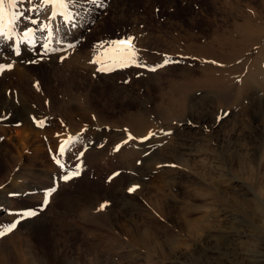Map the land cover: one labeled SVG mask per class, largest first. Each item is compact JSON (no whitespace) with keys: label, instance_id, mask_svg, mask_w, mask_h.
<instances>
[{"label":"rangeland","instance_id":"rangeland-1","mask_svg":"<svg viewBox=\"0 0 264 264\" xmlns=\"http://www.w3.org/2000/svg\"><path fill=\"white\" fill-rule=\"evenodd\" d=\"M96 1L97 2L93 3L94 6L91 7V10L85 11L83 7L82 9L78 8L79 10L78 9L76 10L75 9L76 7L73 9L74 11H78L79 15L77 16L75 21L76 23L75 28L69 25L68 29L73 31L79 29V31L81 30L82 31L78 32L76 41H74V43L72 44L75 45V47H69L66 52L60 51L57 53V55L55 54L51 56H46L43 59V61H40L35 64L26 63V62L22 64V62L16 59L17 57L13 56L11 53V48L13 45L4 44L5 49L0 48V98L2 99L3 97L2 100L10 102L13 97L12 94L13 89L15 88L20 89V92L22 89L21 95L24 97L23 101H20V98L18 97L16 98L17 100L13 99L12 101H15L14 104L16 105V109H19L21 111L22 108L24 107L25 112L24 111L22 112L24 113L25 117H28L27 118L28 122L30 120V125L32 126V128L41 132L39 135L41 137L40 138L41 145L38 154L36 151H34L35 146H27L25 147L26 148L25 150L20 151L18 153L16 151V148L13 146V144L9 142L10 141L9 138L15 133L10 131L11 133L10 134L9 128H13V127L7 125L10 124L9 121L6 122L7 124L0 122V145L2 146L7 145V147L9 148L8 153H10L11 155V161H4L3 159L0 158V203H1L0 231L7 229L12 223L16 222L19 218V213L21 210H26V209L33 210L34 207H37L39 205L41 206L43 205L46 207L47 204L44 205V203L42 204L39 203L38 197H35L33 199V195L37 196L39 192V195L45 196V193H47L48 188L44 184H46L47 182L51 183V185L54 184V181H52L53 175H56L58 178L59 174L60 175L66 174L67 169L76 171L77 165L80 166L79 169L80 175L78 177L73 178L69 182H62L57 180L56 183L55 181L57 185V191L55 193L58 194L59 199H65L70 195L71 196L75 195V193L79 190V188L86 189L90 192L94 191L101 195L105 194L108 190L111 189L112 190L116 189L119 192L120 191L122 192L123 189L127 188L125 190L127 191L125 192L126 196L128 195V197H130L131 195L136 200L138 199V201L143 206H145L147 210L150 211V209L154 207L150 203L151 200L153 199L156 200L157 196L159 195L156 192L150 191L151 193L146 192L145 194H142L143 185L141 183H138L139 181H136L137 184L135 183V181H132L133 183L124 181V183H120L117 185L118 188H115L116 184L115 183L113 184L112 179L115 177V175L118 174V172L119 173L123 172L122 169H124V172L126 171V168L123 166V162L121 161V159L117 158V153L121 148L129 146L128 144L132 141V139L129 140L128 138L129 135L134 138V142L132 143H135L141 147L142 144L148 141V139L145 140L144 138L149 137L150 134H153L155 136L156 134L170 133L172 128L174 129L177 126L179 127V125H177L176 122L162 121L158 117L157 111H155L154 109L148 107L150 110L149 109L145 110L144 107L141 106L140 104L121 105V103L118 102L117 99L114 100V98L113 99L111 98L109 103L107 102V106H105L104 108V106H101V103H99L96 99H92L95 96L97 90L92 88V86L89 88V81L84 80L83 77L78 75L75 77L71 75V70L75 67L77 73H80V71L81 73L83 71L87 72V70L89 71L90 69L88 68V66L91 64L96 69L95 70L96 75H99V73L101 72H98L97 68L108 67L110 65V61L107 60L106 58L111 57V55H114L111 49L114 48L115 46L112 47L111 42L120 40L124 36H130V35L135 36L134 34H136L138 35L137 37H139L140 39L139 42L140 46L138 45V47L140 48L143 44V47L140 48V50L143 52L140 55V58L142 60L140 58L139 59L142 62L146 63L148 66L160 65L163 63L162 60H164L165 58H168L170 61L177 60L179 61V63H169L166 67H164L166 69L168 68L167 70L170 71L173 70V72L175 71L174 73L176 74L174 75L176 77L178 76L177 73L178 72L180 73L179 70L183 67L181 61L183 62V61L191 60L193 62L194 59L187 58V56H185V58H187L185 59L182 58L180 55L179 56L168 55L167 53L162 52V49H165V47L163 46L164 44L161 41L162 40L161 37L162 36L168 37L169 34L170 36H172L177 33L178 34L180 33L179 35H181L182 33L183 35V33L187 31H197L196 33L198 34L200 29L202 30L205 27L211 28L212 31L213 26L208 27L201 24L200 26H197L196 29L194 27H191L190 25L188 26L185 19H188L193 15H197L199 16V18L202 19L214 18V16L219 18L221 17L227 18L229 14L228 10H224L226 9L224 0H174L173 4L166 3V1L168 0H96ZM234 3L236 4L238 3L237 4L238 10L236 9V12L234 11L233 12L234 14H232V16L237 15V17H239L240 14L238 11L244 10L243 11L244 13L246 11L250 15L264 17L263 0H235ZM33 4L38 5L40 9H45L44 8L45 5L43 3H40V0H33ZM77 4L79 5L80 3L77 1ZM7 7L8 6L6 4L5 8L7 9ZM22 7H27V5H24ZM46 10L48 11V9H45V11L42 13L43 16H45L44 13L47 12ZM82 11L84 12L80 13ZM179 19L181 20L180 25L182 24L184 26L175 24L177 23V21H180ZM57 20H58L57 24H60V28H61L60 32L68 30L67 27L63 26V23L60 22L59 18ZM25 27H32V25H26L24 23L19 24L17 26V30L14 35L15 41L23 40V37L21 36V30ZM2 41L3 40L0 39V42ZM59 47L61 48L63 46L58 44L57 47L56 46L50 47L49 44L48 46L49 52H51L53 48H59ZM39 51L42 52L43 49L41 50L40 48ZM142 54L147 55V57L149 56L153 57V59L155 58L154 60L156 61V63L154 62V60L153 62H151L152 60H149V62L152 64H150L147 60L146 62ZM61 57H65L62 62H61ZM157 58L160 60V62L159 60H157ZM34 59H37V57L33 58L32 60ZM50 59L51 60L55 59V65L57 71L58 69H60V71L57 73L56 78H53L54 80L48 81V76L45 74L44 69H46L45 68L46 65L48 67L50 66L51 61L46 62V60H50ZM94 60H99L101 61V63L99 64L92 63V61ZM24 65H26L28 69ZM9 66H11L10 70H8ZM77 67L80 71L77 69ZM139 69L140 68L137 67H128L123 69L116 68L113 71H107L102 73H107L108 75L109 74L112 75L115 78V82H114L115 86H120L121 84L127 85L131 83L132 86L134 85V87L135 86L137 87L141 78H144L143 74L142 75L140 74L138 77V73H140V71L141 73H145V74L147 73L144 72L143 69L140 70ZM159 69L157 71H159ZM256 70H258L257 73L259 74L258 76L257 74H255L256 77H254L253 81L255 80L256 82L254 83V86H256L257 84L256 87H258L260 91L263 88L262 95L264 97V66L261 67V69L259 68ZM64 80L72 82L71 86L67 85V87L71 89L68 94L66 93V89L63 86ZM11 83L21 84L23 87L21 88L20 85L16 86V85H12ZM141 85L143 84H140L139 86ZM162 85L165 87V84ZM14 93L16 94V92ZM87 97L89 98L87 99ZM89 99H91L90 105L88 104ZM104 104H106V102ZM66 105L67 107H69V109L65 107ZM242 112L243 113L245 112V108L242 110ZM131 115L133 118L136 116H138L139 118L147 117V119H150L151 123L155 125L151 128L149 127L148 128L149 133L146 131L143 137L135 136V134L131 133V130L128 129L127 126H125V124L128 123L127 118L128 117L131 118ZM243 116L238 117L239 119L237 118L235 120L237 124L236 126H238L237 129L239 133L250 135L251 140L249 137L241 138V135H237V136L235 135L233 136V139L235 140L236 145L234 144L235 146L234 145L232 147L230 146L231 148L229 147L230 149L227 148V150L226 148L225 149L221 147L219 148V146L216 145V143L213 140L206 143L204 142L205 145L203 147L207 149L208 152L209 151L210 152L209 154L206 155L205 157L206 159L204 160L202 168H200V171L198 170L200 176L199 175L195 176V180L199 179L200 177L205 178L204 180L207 181L208 185L210 184L216 191H218V193L224 198L225 201L226 200L227 202L233 201L235 203L234 205L236 206V210H234L235 213L232 211L228 213L226 216H221V217L219 216V219H217L219 223L216 221L215 222L216 224L215 223L212 224L211 227L212 231L210 232L211 234L210 236L207 235L209 233H204L205 231H207L206 229L204 230V232H202L203 235H200L201 237L199 236L200 238L197 237L198 235L196 236L197 237L196 238L195 236H192L191 234L188 233L186 224L184 228L183 226L184 222L182 223L180 219L176 220L177 218H181L189 222L190 220L194 219L195 217L198 218L199 216H197L196 214H195L196 216L192 214V216L190 217L191 212L189 215L188 214L186 215V212L183 211V209H188L189 207L187 206V204L185 205L186 201L182 199L183 196H184L183 198L186 199L184 192L182 191L172 192L170 191V186H167L168 184L166 183L162 184L160 182L163 177L167 176V173L164 171V173L162 174L163 171H160V169L158 170V166L156 165L157 163H155L156 161L154 159H153L154 161H149V165L147 167L145 168L143 166L140 167V172L141 173L146 172L148 174V178L149 176L151 178L155 177L153 178L154 181L151 180L152 184H156L157 182H159L157 183V186L163 187L164 190L162 192L163 196L162 195L161 196L163 198L168 197L166 201H167L169 213L173 212L172 214H170L171 217L177 216L175 220L178 222L175 223L173 220L166 218L162 214L161 216H159L160 214L158 216L155 215L159 217L158 219L160 220L158 221L159 223L161 222L163 225L167 223L169 225V226L165 225L166 227L169 228L168 231L172 232L173 235L175 234L174 236H177V238H179L178 241H180L179 243H176L174 246L175 248L176 247L178 248L179 246L178 248L179 250L176 248L175 253L170 254L171 255L170 257L169 255L166 256L167 259L163 260L165 261L163 264H169L171 260H173V258L175 260H173L171 264H189L186 261L185 256L181 254V253H185L184 248L186 247V245L184 244L185 243L188 244V242H189L188 245H190L191 247L190 249L194 250V253L199 257L200 261L207 260L206 262L207 264H264V207H263L264 194L263 197L259 195L261 200L263 199L262 200L263 202L262 205L258 207L254 201H250L246 197L247 195L244 196L243 194L238 192V187L242 181L249 182L252 189H255L256 185H254L251 182H253L252 180L257 176L258 177L261 176L260 185L264 191V186H263L264 158L262 157L261 154L263 151L261 152V148L259 147L260 141L258 142L257 140H255L253 138L254 136L251 135L249 131H246V129H244L247 123H250L252 125L251 120L248 121L249 115L246 114V117L245 115ZM3 117L4 115L2 114L1 118L4 119ZM33 117L35 118V121L33 120ZM4 129L5 130L9 129L6 132L8 133L7 136L3 134L4 131L2 130ZM199 129L203 133L209 132V129L205 127H203V129L202 128ZM153 135L151 137H153ZM65 141H69V143L65 145L67 149V153L64 156H61L58 150L60 148L61 143ZM125 141H127V143H125ZM165 142L167 143V141L165 140L159 141L157 147L160 148L162 147L165 149L166 147L165 145H168V143L166 144ZM91 143L93 144V146ZM238 145L240 146V148ZM117 146H120L118 151L116 150ZM234 154L235 156L236 155L238 156L235 158ZM143 155H146V153H144ZM257 156L261 159H259ZM165 157H167L166 153H165ZM212 157L216 159L214 161L215 163H213ZM245 157L247 159H245ZM136 160H135V164L137 163ZM57 161H59V164L57 163ZM138 161L140 162V159ZM256 161L258 164L260 163L259 165L261 167L258 166ZM166 164H169L168 166L170 168H174V169L177 168L176 167L177 164L172 161ZM188 164L190 165V162ZM60 165H64V168L62 169ZM173 165H175V167H173ZM204 166L205 168H203ZM213 166L216 167L213 168ZM142 169L143 171H141ZM8 170L11 171L10 175L8 174ZM159 171L161 172V174ZM204 172L209 175L205 174ZM219 173L227 174L226 175L227 177L232 178L231 181H224V182L221 181L222 180L221 178L224 175L223 176L219 175ZM17 175L19 177H17ZM251 176H253L252 177L253 179L251 178ZM182 178L186 179V177H181L178 180V182L177 180L174 181L176 182V184H178V185L175 184L177 188H179L178 186H183L184 182H187V184L189 183L188 180L185 179L183 180ZM182 180L184 182H182ZM179 181L181 184L179 183ZM226 183H230L232 185H230L229 187V185H227ZM139 184L141 185L140 188L138 187L136 191L132 192L133 194H130L128 189L132 188L133 186H137V185L139 186ZM109 185L112 186L111 189L108 188ZM16 187H21L22 189H25V192H22L23 194L22 197L21 195L19 196L11 195L13 193H18L17 192L18 190L16 191ZM167 187H169L168 191L173 194L170 193L168 194V191L166 190ZM151 188L152 187H150V190ZM184 190L185 189H183V191ZM154 195H156V197ZM55 203H57L55 204V207H58L61 206L62 202L60 201L58 203V199H56ZM257 210L263 213L261 212L258 213ZM132 212L133 211L127 212V214L129 213L128 215L134 216L136 219L137 218L140 219V215L136 213V211H134L133 213ZM180 212L182 213L185 212V214H180ZM140 214L142 215L143 213ZM128 215L126 216L127 219L130 218ZM85 216L86 215L84 212L82 218L83 220L80 218L81 223L79 222V220H76L75 218L73 219V217L71 218L73 220L72 225L74 226V229L76 226H78L79 228L78 227L76 228L80 232L82 228H84L83 229L84 232L86 231V228L91 230L89 225L88 227L87 225L82 223L85 220ZM50 217L51 218L57 217L56 212L51 213ZM126 218L125 219L122 218V222L124 220H127ZM186 218H188L189 220ZM26 221H27L26 218L21 220L17 224V227L14 230H12L11 232H6L3 236L0 237V248L3 247L4 244L3 239H7L6 237L10 238L12 240L11 242H13L19 236L22 239L21 240L22 244L25 241H27L28 244L31 245L35 244L36 248H38L41 255L48 256L51 247L50 245L51 242L48 237V232H49L48 228H45L44 226L43 228H35V227L28 228L23 226V223H25ZM164 221L166 222L163 223ZM117 229L118 228L116 227V230ZM101 232L106 233L104 235H107L106 231L105 232L101 231ZM115 234L119 236L120 239L123 238L122 240H120L122 243L120 242L119 244L117 243L111 245L110 243L106 242L105 239L102 240L89 239V240L91 243L94 241L95 245L97 246L100 245L99 248H97V251H101L99 249H102V252L104 253L106 259L109 262H112L114 264H144V261L141 258L138 259L137 257H135L136 259L135 260L132 255L128 256L129 253L127 252H129V248L127 246V242L125 243V240L127 241V237L119 230H117V233L115 232ZM192 237L194 238V241H192L193 240ZM183 240L185 243L183 242ZM24 245L25 244H23V247ZM14 247H16V245H14ZM24 250L25 247L23 248V251ZM138 250L141 251V252L139 251L138 253L143 254L144 252L143 250H141L140 248H138ZM42 252L44 253L42 254ZM180 255L183 257L181 258ZM89 258H91V256ZM257 258L258 259L261 258L262 261L258 263L255 262ZM159 259L160 258H155L154 260H159ZM22 263L27 264L28 263L27 259L22 260Z\"/></svg>","mask_w":264,"mask_h":264},{"label":"bare ground","instance_id":"bare-ground-1","mask_svg":"<svg viewBox=\"0 0 264 264\" xmlns=\"http://www.w3.org/2000/svg\"><path fill=\"white\" fill-rule=\"evenodd\" d=\"M77 1L80 4L75 8L76 10L78 8L82 9V7L84 8L85 11L91 10V7L94 6L91 0H77ZM234 1L224 0V3L226 5V9L224 10H228L229 13L227 18L226 17L219 18L214 16V18L202 19L199 18V16L197 15H193L192 17L185 19L188 26L190 25L195 29L197 28V26H200L201 24L208 27L213 26L212 31L211 28L205 27L202 30L200 29V31L198 30L199 31L198 34L196 33L197 31H187L183 33V35L182 33L181 35H179L180 33L178 34L176 31L177 34L174 33L175 35L171 34L172 36H170L169 34L168 37L167 36L161 37L162 39L161 41L163 42L164 44L163 46L165 47V49H162V52L167 53L168 55H178V56L180 55L182 58H185V56H187V58L194 59L193 62L191 60L183 61V62L181 61L183 67L179 70L180 73L178 72L177 73L178 76L176 77L174 75L176 74L174 73L175 71L173 72V70L170 71L167 70L168 68L166 69L163 67L164 69L161 68L162 70L159 69V71L156 72H147L146 74L143 73L144 78L140 77L141 80L140 79H139L140 81L138 80L139 83L143 85L139 86L140 84L137 82L139 86V87L137 86L138 87L137 88L136 86L134 87V85L132 86L131 83L129 82H128L129 84L127 85L125 84L127 87L124 84H121L120 86H115L114 83L115 78L112 75L110 74L108 75L107 73H102V72L99 73V75H96V71H95L96 69L91 64L88 66V68L90 69L89 71L87 70V72L83 71L81 73L78 67L77 69L80 71V73H77L75 67L71 70V75L75 77L77 75L83 77L84 80L89 81V88L92 86V88L97 90L95 96L92 99H96L99 103H101V106H104V108L105 106H107V102L109 103L111 98L112 99L114 98V100L117 99V101L120 102L121 105L140 104L141 106L144 107L145 110H148L149 108L154 109L155 111H157L158 117L162 121L176 122L177 125H179V127L177 126L174 129L170 127L172 128L170 135H166L165 133L156 134L155 136L153 135V137L148 139V141L142 144L141 147L135 143H132L134 142V139H132V141L128 144L129 146L121 148L117 153V158L121 159V161L123 162V166L126 168V171L124 172V169H122L123 172L121 173L118 172V174L115 175V177L112 179L113 184L114 183L116 184L115 188H118L117 185L120 183H124V181L130 183L132 181H135V183L136 181H139L138 183H141L143 185L142 194H145L146 192H150V191H154L157 194H159L156 200L153 199L150 202L151 205L154 206L152 207L153 210L152 208L150 209V211L147 210V208L143 206L138 201V199L136 200L135 198H133V196L131 195L130 197H128V195L126 196L125 192L127 191L125 190L127 188L126 189L122 188L124 191L122 190V192L121 191L119 192L116 189L112 190L111 189L112 186L110 185L108 188H110L111 190H108L105 194L102 195L94 191L90 192L86 189L79 188V190L75 193V195L72 196L70 195L65 199H59L58 194L55 193L56 191L51 196H48L47 193H45V196L39 195L38 192L37 196L33 195V199L35 197H38L39 203L42 204L44 203L45 198H47L48 199L47 206L42 207L41 205H39L37 207H34L33 210L36 211V215L26 218L27 221L23 223V226L28 228L30 227L43 228L44 226L45 228H48L49 231L48 237L51 242V243L49 242L51 245L50 253L48 252L49 255L48 256L44 255L45 256L44 257L43 255L40 254L35 244L32 245L28 244L27 241L23 243L25 244L24 245L25 250L23 251L24 247L23 244L21 243L22 239L19 236L13 242H11L12 240L10 238L6 237L7 239H3L4 240L3 247L0 248V264H23L22 260H26V259L28 261L27 264H114L106 259L104 253L102 252V249H99L101 251H97V248H99L100 245L98 246L95 245L94 241L91 243L89 239L92 240L105 239V241L110 243L111 245L117 243L119 244L121 242L120 240H122L123 238L120 239V237L115 234V232L117 233V230H119L127 237V241L125 240V243L127 242V246L129 248V252H127L129 253L128 256L132 255L134 259L135 257H137L138 259L141 258L144 261V264H163L165 262L163 260L167 259L166 256L169 255L170 257L171 256L170 254L175 253L176 251L175 249L177 247L175 248L174 246L176 243H179L180 241H178L179 238H177V236H174L175 234L173 235L172 232L168 231L169 228L165 226L168 225L167 223H165L166 221L163 222L165 223L164 225L161 222L160 223L158 222L160 221L158 220L159 217H157L159 214H160L159 216H161L162 214L166 218L173 220L175 223L178 222L176 220L180 219L182 223L184 222L183 225L184 228H185V224L187 225V231L189 234L195 237L198 235L197 237H199L200 235H203L202 232H204V230L206 229L207 231H205L204 233H209L207 234L209 236L211 235L210 232L212 231L211 228L212 224H214L217 221V219H219V216L220 217L226 216L228 213L232 211L235 213L234 210H236V206L234 205L235 203L233 201L230 202H227V200L225 201L224 198L218 193V191H216L210 184L209 185L211 187L208 185L207 181L204 180L205 178L200 177L201 179L199 178L195 180V176L197 175L200 176L198 170L200 171V168H202L204 160L206 159L205 158L206 155L209 154L210 152V151L208 152V150L203 147L206 142L213 140L216 143V145L219 146V148L220 147L224 149L226 148L227 150V148H229L230 146L232 147L235 144V140L233 139V136L241 135V138L251 137L250 135L247 134L245 135L244 133L238 132L237 129L238 126H236L237 124L235 121L238 117H241L243 115H245L246 117V114L249 115L248 121L251 120L252 125L250 123H247L244 129H246V131H249L251 135L254 136L253 138L255 140H257L258 142L260 141L259 147L261 148V152L262 151L264 152L263 150L264 149V97L262 95L263 88L260 91L259 88L256 87L257 84L256 86H254V83L256 81L255 80L253 81L254 77H256L255 74H257V76L259 74L257 73L258 70L256 69L259 68L261 69V67L264 66L263 64L264 63L263 62L264 61V17L253 16L248 14L246 11L244 13L243 12L244 10L238 11L240 14L239 17H237V15L232 16V14H234L233 12L234 11L236 12V9L238 8L237 6L238 3L236 4L234 3ZM166 3L173 4L174 0H168L166 1ZM50 10L51 9L48 8V11L46 10L47 12L44 13L45 16L43 17L45 19H47ZM83 12L84 11L80 13ZM57 21L55 23H57ZM180 23L181 20L177 21V23L175 24L180 25ZM81 31H79V29H76L74 31L70 29L65 30L59 33L60 36L58 34L56 40H63L64 45L73 44L74 41H76L78 32ZM134 35L135 36L133 37L136 38L134 44L138 50V56L140 58L141 53H143L140 50V48L143 47V44L141 43L142 46L139 48L138 45L140 39L139 37H137L138 35L136 34ZM127 37L129 36H124L122 39H125ZM56 40H53V42L50 44V47L51 46L57 47L58 44L61 45L60 43H57ZM37 43L38 44L44 43V41H40L38 39ZM4 44L5 42L3 41L0 42L1 49H5ZM113 46L114 45H112V47ZM42 49L43 48H41V50ZM30 51L31 50L27 49V47H23L22 56H19L16 59L20 60L22 64H24L25 61L32 60L33 58L37 57L34 52H30ZM143 56L141 57H143L145 61L147 60L148 62L149 60H152L151 62H153V60L155 59V58L153 59V57H150L149 55H148L149 57H147V55L145 54ZM157 60L159 59L157 58ZM49 61H51L50 66L48 67L46 65L45 66L46 69H44L45 74L48 76V81L54 80L53 78H56L57 73L60 71V69H58L57 71L55 65V59L46 60V62ZM154 62L156 63L155 60ZM24 66L27 68L26 65ZM140 73H138V77ZM71 83L72 82L64 80L63 86L65 87L67 94L71 90L70 88L67 87V85L71 86ZM162 84H165V87ZM12 85H16V86L20 85L21 88L23 87L21 84H12ZM14 92H16V94ZM21 93H22V89L20 92V89L15 88L13 89V93H12L13 97L11 96L12 99L11 101L9 100L10 102L2 100L3 97L2 99L0 98V122L6 123L9 121L10 124L7 123L6 124L9 125L10 127H13V128H9L10 130L8 129L9 133L10 131L15 132L14 135H12L9 138L10 139L9 142L13 144V146L16 148V151L18 153L20 151L25 150L26 149L25 147L27 146H35L34 151H36L38 154L41 145V141H40L41 137L39 136L41 132L32 128V126L30 125V120L28 122L27 120L28 117H25L24 113L22 112V111L25 112L24 107L20 111L19 109H16V105L14 104L15 101H12L13 99L17 100L16 99L17 97L20 98V101H23L24 97L21 95ZM88 98L89 97H87V99ZM90 100L91 99H89L88 101L89 105H90ZM105 102L106 104H104ZM65 107L69 109L67 105ZM244 108H245V112L243 113L242 110ZM2 114L4 115L3 117L4 119L1 118ZM127 122L128 123L125 124V126H127V128L131 130V133L135 134V136L138 137H143L146 131L148 132V128L149 127L151 128L155 125L152 124L150 119H147V117L139 118L138 116H136L133 118L132 115L131 118L129 117L127 118ZM203 127L209 129V132L208 133L201 132L199 128L203 129ZM8 130L5 129L2 130L4 131L3 134H5V136L8 135V133H6ZM162 140H165L168 143V145H165L166 146L165 149L162 147L161 148L157 147L158 142ZM8 152H9V148L7 147V145L5 146L0 145L1 159H3L4 161H11V155ZM263 152L261 154L262 157L264 158ZM144 153H146V155H143ZM165 153L167 157H165ZM237 156L238 155H236L235 158ZM137 158L140 159V163H138L139 159ZM153 159L156 161L155 163H157L156 165L158 166V170L160 169V171H163L162 174L164 173V171L167 173L166 177L162 178L160 176L162 178L160 182L162 184L164 183L168 184L167 186H170V191L172 192L173 191L184 192L185 198L188 201L183 198L184 196L182 197V199L186 201L185 205L187 204V206L190 209L189 208L183 209V211L186 212V215L187 214L189 215L191 212L190 217L192 216V214L194 215L196 214L197 216L200 217V218L198 217L199 219L195 217L196 219L194 218L188 222L181 218H177L175 220L177 216L171 217L170 214H172L173 212L169 213V209L166 201L168 197L167 198L162 197L163 196L162 192L164 191L163 187L157 186V183L159 182H157L156 184H152L151 180H153V178L155 177L151 178L149 176L148 178V174L146 172L145 173L140 172V167L142 166L144 168L147 167L149 165V161H154ZM245 159L247 158L245 157ZM135 160L137 161L136 164H135ZM212 160L213 163H215L214 161L216 159L212 157ZM170 161L177 164L176 169L170 168L168 166L169 164H166ZM189 162L190 165L188 164ZM259 164L258 166H260ZM214 167L216 166H213V168ZM203 168H205V166ZM141 171H143V169ZM10 172L11 171L8 170L9 175L11 174ZM220 173L219 175L222 176L224 175L222 178L220 177L222 179V180L220 179L221 181L223 182L231 181L232 178L227 177L226 176L227 174L224 173L220 174ZM60 176L61 175L59 174V177ZM17 177L19 176L17 175ZM181 177H186V179L185 178L184 179L188 180L189 183L187 184V182H184L183 181L184 179L182 178L183 179L182 182H184V184L183 186H178L179 188H177L176 185L178 184H176V182L174 181L177 180L178 182V180ZM252 177L253 176H251V178ZM52 178H53L52 181L54 182L56 181L57 183V179H56L57 176L53 175ZM252 181L253 182L251 183L256 185L255 189H252L249 182L242 181L238 187V192L243 194L244 196L247 195L246 197L250 201H254L255 204L258 207H260L262 205V202L264 201L263 199L262 201L261 198L259 197V195L263 197L264 194V191L260 185L261 176L255 177ZM226 184L229 185V187L230 185H232L230 183H226ZM44 185L47 186L48 188L47 190H49L53 187L54 184L51 185V183L47 182ZM140 186L141 185L139 184L138 187L140 188ZM150 187H152L151 190ZM174 188L177 189L175 190ZM183 189L185 190L183 191ZM166 190L168 191L169 187H167ZM16 191L18 193H22L25 192V189H22L21 187H16ZM169 193L170 192L168 191V194ZM156 195L154 196L156 197ZM56 199H58V203L60 201L62 202L61 206L55 207V204H57L55 203ZM104 202H108V206L103 211H98L97 208L99 209L100 205L103 204ZM131 211L133 212L136 211V213L140 215V219L137 218L138 219L137 220L134 216L128 215L129 213L127 214V212H131ZM53 212H56L57 217L55 218L50 217L51 213ZM84 212L86 216L84 222L82 223H84L87 226L89 225L91 230L85 227L87 232L86 231L84 232L83 231L84 228L81 227L82 228V230L80 229L82 232L81 233L76 228L78 226H76L74 229V226L72 225L73 220L71 218L73 217V219L75 218L76 220H79V222L81 223L80 220L83 218ZM185 212L184 213L180 212V214H185ZM259 212L261 211H258V213ZM140 213L143 214L141 215ZM127 215L130 217V218L128 217L129 219L126 218ZM122 218L124 219L126 218L127 220H124L122 222ZM116 227L118 228L117 230ZM101 231L103 232L106 231L107 235H104L106 233H102ZM192 241H194V238ZM188 244L186 243L184 244L186 245V247L184 248L185 253H181L183 256H185L186 261L189 264H207L206 263L207 260L200 261L199 257L194 253V250L190 249L191 247ZM14 245H16V247H14ZM138 248L144 251V252L142 251L143 254L138 253L140 251L138 250ZM43 253L44 252H42V254ZM90 256L91 258H89ZM183 256L180 255L181 258ZM155 258H160L161 260L160 259L154 260ZM173 260L175 259L173 258ZM173 260H171V262ZM261 261H262L261 258L260 259L257 258L255 260V262L257 263ZM171 262L169 264H171Z\"/></svg>","mask_w":264,"mask_h":264},{"label":"snow or ice","instance_id":"snow-or-ice-1","mask_svg":"<svg viewBox=\"0 0 264 264\" xmlns=\"http://www.w3.org/2000/svg\"><path fill=\"white\" fill-rule=\"evenodd\" d=\"M92 3H95L96 0H91ZM40 3L45 5V9L50 8L49 15L45 19L42 13L45 9H40L38 5L33 4V0H0V39L5 41V44L13 45L11 48V53L13 56L19 57L22 55V48L27 47L29 50L35 53L37 59L25 61L26 63H38L43 61L46 56L55 55L60 51H67L69 47H75V45L67 44L64 45L63 40H56V37L61 31L60 24L55 23L57 19L63 23L64 27L71 25L73 28L76 26V18L79 15L78 11L73 9L78 6L77 0H40ZM7 4V9L5 5ZM27 5V7H22ZM103 6V5H100ZM21 23L26 25H32V27H25L21 30V36L23 37L22 41H15L14 35L17 30V26ZM44 41V43H37V40ZM135 37L129 36L125 39H120L112 41V45L115 47L111 49L114 53L111 57L107 59L110 61L108 67H98V72H107L113 71L116 68H128V67H137L142 68L144 72H156L159 68L166 67L169 63H179L177 60H169L165 58L163 63L156 66H148L146 63L142 62L138 57V50L134 44ZM56 40L57 43L63 45L62 48H53L49 52L48 45ZM40 48H43V51H39ZM65 57H61V62ZM92 63H101L99 60H94ZM215 63V62H213ZM9 66L8 70H10ZM141 75L143 73H140ZM38 86V85H37ZM35 121V118L33 117ZM39 126V125H38ZM170 135L171 133H165ZM153 134H150L149 137L144 138L150 139ZM134 139L129 136V140ZM69 141L62 142L59 148V154L61 156L66 155L67 149L65 147ZM127 143V141H125ZM102 146V145H101ZM120 146H117V151ZM82 155V153H81ZM59 164V161H57ZM138 163H140L138 161ZM63 169L64 165H60ZM175 167V165H173ZM80 166H76V171L71 169L66 170V174L61 175L56 178L58 181L69 182L73 178L80 175ZM138 186H133L129 188L128 191L131 194L136 191ZM55 191H57L56 183L51 189L47 190L48 196H51ZM11 195L19 196L23 195L22 193H13ZM48 203L46 198L44 205ZM108 206V202H104L100 205L98 211H103ZM43 207V205H42ZM36 215V211L32 209L21 210L19 213V218L16 222L12 223L7 229L0 231V236H3L6 232H11L17 227V224L28 217Z\"/></svg>","mask_w":264,"mask_h":264}]
</instances>
